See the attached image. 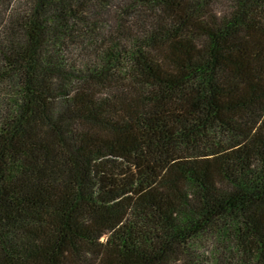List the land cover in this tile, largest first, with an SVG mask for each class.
<instances>
[{
  "label": "trees",
  "instance_id": "16d2710c",
  "mask_svg": "<svg viewBox=\"0 0 264 264\" xmlns=\"http://www.w3.org/2000/svg\"><path fill=\"white\" fill-rule=\"evenodd\" d=\"M0 264H264V0H0Z\"/></svg>",
  "mask_w": 264,
  "mask_h": 264
}]
</instances>
